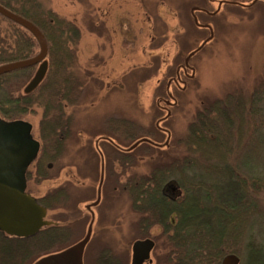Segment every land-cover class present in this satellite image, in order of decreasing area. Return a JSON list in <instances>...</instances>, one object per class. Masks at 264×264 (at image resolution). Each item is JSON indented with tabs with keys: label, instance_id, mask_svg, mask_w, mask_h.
<instances>
[{
	"label": "rangeland",
	"instance_id": "374dc122",
	"mask_svg": "<svg viewBox=\"0 0 264 264\" xmlns=\"http://www.w3.org/2000/svg\"><path fill=\"white\" fill-rule=\"evenodd\" d=\"M34 1L27 6L29 10L43 13L49 10L77 27L80 37H73L74 44L70 46L77 56L76 78L81 86H91L81 96L85 107L78 113L73 114L64 103L58 126L54 123L57 118L51 114L53 111L47 107V90L41 86L32 92L34 99L26 113L12 119L31 123L33 137L41 146L37 160L29 168L27 192L43 201L49 193L67 185L70 194L79 200L73 207L63 205L56 211L47 209V220L53 221L55 216L62 220L58 226L62 227L65 237L61 238L63 243L50 240L52 246L47 242L42 244L48 247L41 248L39 255L66 250L72 241L85 237L91 222L86 208L97 200L98 179L104 162L101 201L94 211L92 237L83 261L84 264H105L115 255L123 264H131L132 243L136 238L132 229L135 208L127 191L118 187L115 177L109 178V160L115 157L108 159L97 136L108 129L115 131L114 127L118 134V120L128 122L132 128L135 124L142 125L150 131L155 109L154 94L159 86H165L168 100L162 104L158 102L165 118L155 124L168 133L165 141L172 144L186 135L188 125L205 104L234 92L252 93L254 87L260 86L264 80V0ZM213 11L214 15L211 14ZM0 31L5 38L10 37L7 41L10 45H3L7 51L16 46L12 41L16 42L17 37L12 35L18 36L24 30L0 15ZM39 51L36 43L34 55ZM36 69L34 67L30 78L17 80L15 90L24 94ZM170 72L177 76L167 82ZM165 77L167 85L163 82ZM56 103L59 106L60 102ZM257 104L260 108L259 130L251 135L244 155L254 153L255 160L252 159L249 168L255 175L264 177V95ZM70 117L72 123L68 122ZM70 123L71 126L74 124L73 136L65 141L66 150L61 160L53 163L50 156L55 149L51 139L56 137L53 132L55 130V134L61 136L68 131ZM75 133H79V137ZM101 139L124 149L120 145L125 142L109 136ZM155 145L162 151L167 148ZM137 148L136 145L133 149ZM124 151L129 152L127 149ZM94 153L97 156H92ZM39 160L45 169L51 166L48 171H52L53 176L43 178L37 174ZM144 160L148 159L144 157ZM113 167L121 172L118 164L114 163ZM241 167L243 171L248 169L246 165ZM136 169L148 172L146 162L138 163ZM131 171L130 168L125 176L119 178L120 183L126 181ZM179 196L178 200L183 192ZM236 217L238 225L232 226L230 232H233V238L235 235L239 237L236 240L231 238L230 248H241L239 253L243 252L242 257L238 255L241 264H246V245L255 241L263 243L264 219L258 216L253 222L246 223L244 215ZM151 232L157 237L159 246L154 258L161 254L163 239L158 227Z\"/></svg>",
	"mask_w": 264,
	"mask_h": 264
},
{
	"label": "trees",
	"instance_id": "16d2710c",
	"mask_svg": "<svg viewBox=\"0 0 264 264\" xmlns=\"http://www.w3.org/2000/svg\"><path fill=\"white\" fill-rule=\"evenodd\" d=\"M30 1L35 2L34 0H0V5L35 24L47 40L49 67L44 83L40 86L47 90V103L50 105L47 107H50L51 112L53 111L51 114L57 118L54 123L58 126L59 118L64 111V103H67V109L72 110L73 114L78 113L85 107V101L81 102V96L91 87L81 86L76 78L77 56L70 46L74 41L73 37L79 38L80 33L73 23L58 18L49 10L44 13L36 9L29 10L27 6L32 4ZM40 22L43 25H40ZM22 30L24 31L18 36L12 35L17 37L16 42L12 41L16 46L7 51L3 45L8 43L10 45V42H7L10 41V37L5 38L0 31V66L36 56L33 52L36 41L28 31L23 28ZM33 69L34 67L26 68L0 76L2 118L12 120L22 117L32 106L34 93L21 94L15 90V87L18 85L17 80L30 78ZM149 76H146V79ZM176 76V73L170 72L167 82L174 80ZM78 77L80 78L79 75ZM163 82L167 85L166 77ZM263 95L264 80L260 86H255L250 94L234 92L205 104L188 125L186 135L172 144L173 142L165 141L168 133L155 124L165 118L164 111L158 107V102L162 104V101L168 100L165 86H159L154 94L155 109L150 131L142 128V125L135 124L132 128L128 122L118 120L116 121L120 130L118 134L116 127H114L115 131L111 132L107 126L108 131L97 136L100 138L97 139L101 144V150L107 154L108 159L115 157L109 160V178L115 177L118 187L127 191L135 208L134 211L142 216L145 212H149L153 215L152 218L157 217V221L162 223L167 221L170 213L179 214L181 221L176 225L177 227H174L173 233L166 232L167 264H220L221 260L231 253L238 257L240 254L242 257L243 252L239 253L241 248H230L231 238L236 240L239 237L235 235L233 238V232H230L232 226L238 225L236 216L240 215L241 218L244 215L246 223L253 222L258 216L259 219H264V177L255 175L249 168L252 159L255 160L254 153L244 155L251 141V135L259 130L257 123L260 108L257 102ZM57 101L60 102L59 106ZM71 121L72 117L68 122ZM71 123L68 131H64L61 136L55 134V130L53 132L56 136L51 138L55 143L54 154L50 155L51 158L53 157V163L58 159L61 160L66 150L65 141L73 136L74 124L71 126ZM75 134L79 137V133ZM102 136L125 142L120 145L124 149L141 143L137 144V149L127 152L118 149L112 143L101 141ZM154 143L161 144L158 146L160 148H167L162 151L156 148ZM96 154L92 156L95 157ZM144 157L148 160L145 161ZM143 162H146L148 172H140L136 169V165ZM114 163L120 166L121 172L115 170ZM37 164V174L40 177L53 176V172L50 171V174L48 171L49 166L45 169L41 160ZM241 165H246L248 169L243 171ZM130 168L132 171L128 178L124 183H120L119 178L125 176ZM28 177L29 171L27 179ZM169 183H175L176 187L182 189L180 204L162 196L163 186ZM67 200L70 202L67 203ZM39 202L49 211H56L63 205L73 207L79 203V200L70 194L67 185H63ZM158 213L162 217L155 215ZM58 217L55 216L53 219L56 225L45 228L33 238L19 239L5 236L0 232V264H35L45 256L61 252L62 249L39 255L41 248L52 246L50 240L54 243H63L61 238L65 236L62 234V227L58 226V222L62 220ZM168 227L170 225L166 226ZM79 241H72L67 248ZM46 242L48 246L42 245ZM246 246V264H264V240L263 243L257 244L255 241ZM111 261L108 260L105 264H123L115 255Z\"/></svg>",
	"mask_w": 264,
	"mask_h": 264
},
{
	"label": "water",
	"instance_id": "95a60500",
	"mask_svg": "<svg viewBox=\"0 0 264 264\" xmlns=\"http://www.w3.org/2000/svg\"><path fill=\"white\" fill-rule=\"evenodd\" d=\"M0 15L27 30L39 46V54L35 57L0 66V76L39 66L24 89V94H31L42 83L48 71L47 40L35 24L1 5ZM32 132V124L25 120L9 121L0 117V232L5 236L19 239L33 238L45 227L53 224L47 220V208L27 192V172L40 152V142L34 139ZM102 182L103 176L101 184ZM166 191L171 198H176L180 194L175 183H169ZM100 200L99 188L97 200L93 205H98ZM91 234L90 226L83 240L64 251L43 257L35 264H84V252ZM152 248L153 243L149 240L136 242L133 246L132 264H142V259ZM239 262L240 258L237 255L229 254L223 258L221 264Z\"/></svg>",
	"mask_w": 264,
	"mask_h": 264
},
{
	"label": "flooded vegetation",
	"instance_id": "af4514ba",
	"mask_svg": "<svg viewBox=\"0 0 264 264\" xmlns=\"http://www.w3.org/2000/svg\"><path fill=\"white\" fill-rule=\"evenodd\" d=\"M221 1V0H220ZM219 7V6H218ZM220 8V7H219ZM211 14H215V11H213ZM39 47V46H38ZM48 61V67H49V60L47 59ZM37 67L35 73L37 72L39 66H35V68ZM1 117V116H0ZM2 118V117H1ZM132 147L128 148L127 150L129 152L133 151L134 149H131ZM38 158V157H37ZM37 160V159H36ZM114 166V165H113ZM102 176H103V182L101 184V179H102ZM104 178H105V164L104 162H102V167H101V171H100V175H99V180H98V191H99V188L100 190L102 191V187H103V183H104ZM101 184V186H100ZM166 185L165 184L162 188V196L165 198V199H168L170 200L171 202L173 203H179L180 201L178 200V196H176V198H171L168 194H167V191H166ZM183 192L181 188H178L177 187V192ZM180 195V194H179ZM182 195V194H181ZM98 194L96 195V198H97ZM181 197V196H179ZM101 201V200H100ZM96 202V199L92 202H90L88 205H87V212L90 214V220L91 222H89L90 224L88 225V229H87V232L91 227H93V223L95 221V209L98 207V205L94 206L93 204ZM100 203V202H99ZM181 203V202H180ZM179 203V204H180ZM89 207V208H88ZM155 215H158L160 217H162L159 213L158 214H155ZM163 215V214H162ZM153 215H151L149 212L144 214V216L140 215L139 213H137L136 211H134V223L132 225V229H133V234H135V240L133 241L132 243V257H131V264L133 262V246L136 242L138 241H146V240H149L153 243V248L152 250L150 251V253L148 255H146L143 259H142V264H167V250H166V241H167V233L166 232H169V233H173V229L174 227H177L176 225L179 224V221H181L179 218V214L174 212V213H170L169 215V218L167 219V221H164V223L162 222H159L157 221V217L156 218H152ZM53 224L51 226H54L56 225V223H54L53 221H51ZM167 225H170V227L166 228ZM50 227V226H49ZM155 227H158L161 231V238L163 239V246L161 248V254L159 256H155L153 258V254L155 253L156 249L159 248L158 246V240H157V237L156 236H153L151 233V231L153 230V228ZM87 232H86V235H87ZM85 235V236H86ZM91 237H92V234H91ZM85 238V237H84ZM82 238V240L84 239ZM91 240V239H90ZM81 241V240H80ZM90 242V241H89ZM88 242V243H89ZM88 245V244H87ZM86 249V248H85ZM227 256V255H226ZM223 260V259H222ZM221 260V262H222ZM220 262V264H221ZM102 264V263H101Z\"/></svg>",
	"mask_w": 264,
	"mask_h": 264
}]
</instances>
